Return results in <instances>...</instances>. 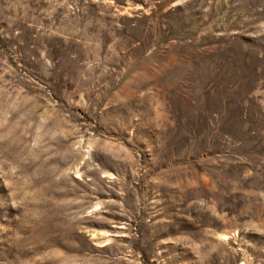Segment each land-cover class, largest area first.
<instances>
[{"label": "rangeland", "instance_id": "obj_1", "mask_svg": "<svg viewBox=\"0 0 264 264\" xmlns=\"http://www.w3.org/2000/svg\"><path fill=\"white\" fill-rule=\"evenodd\" d=\"M0 264H264V0H0Z\"/></svg>", "mask_w": 264, "mask_h": 264}]
</instances>
